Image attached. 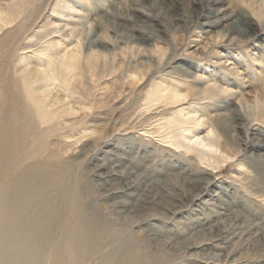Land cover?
<instances>
[{
	"label": "rangeland",
	"instance_id": "374dc122",
	"mask_svg": "<svg viewBox=\"0 0 264 264\" xmlns=\"http://www.w3.org/2000/svg\"><path fill=\"white\" fill-rule=\"evenodd\" d=\"M137 1L0 0V103L13 92L23 105L27 91L51 118L36 120L37 135L25 143L34 155L23 165L51 162L61 194L77 190L118 255L149 252L152 264H205L206 257L208 264H264V0ZM149 4L157 34L121 38L137 31L110 14L124 16L132 7L147 14ZM231 15L242 17L248 32H238ZM38 133L44 141L36 142ZM110 168L116 173L102 189L94 174ZM126 169L129 179L120 174ZM136 174L143 187L160 180L170 204L126 209L118 228L106 204L132 198L99 194ZM205 178L213 184L193 200ZM39 194L53 198L57 191L42 187ZM153 213L161 217L153 221L160 235L154 242L143 223ZM172 235L177 243L168 246Z\"/></svg>",
	"mask_w": 264,
	"mask_h": 264
},
{
	"label": "bare ground",
	"instance_id": "6f19581e",
	"mask_svg": "<svg viewBox=\"0 0 264 264\" xmlns=\"http://www.w3.org/2000/svg\"><path fill=\"white\" fill-rule=\"evenodd\" d=\"M137 2L145 4L142 0ZM214 2L216 3L215 0H212L211 4ZM153 8L152 4H149L148 6L146 5V9L149 11L147 14L136 7L129 8L124 16L119 14H110L112 17L118 18L119 16L123 17L125 21H130L132 25L129 29L137 31V33L132 34H129V32L126 31V34L121 35L120 37L128 41L143 39V36L148 39L152 36V33L157 34L159 30L153 29L150 27L151 25H149V22L153 21L151 18H157V15L153 13ZM134 10L141 11L144 15H146L148 21L137 18L133 14ZM211 11L212 9L208 7L204 10V13H210ZM231 16L234 17L233 25L237 28L238 32H248V29L250 28L249 24L243 21L242 17H237L235 15ZM141 27H145L148 30H140ZM115 33H117V31ZM116 36H118V34H116ZM89 44L94 45L95 41L92 39ZM60 63L62 64V62ZM62 66L63 65H61V67ZM34 72H36V70ZM26 76L21 81L25 88H27L26 85L30 82V77L27 78ZM35 77L33 79L36 80L38 77ZM18 89L19 88H17V90ZM29 93L25 91L22 96L23 105L22 103L19 104L21 102L18 100L21 99L20 93L19 98L17 97V99L15 93L13 92L4 93L5 102L0 103V264H152L151 261L153 255L151 256L149 252L146 253V249L143 250L146 254H137L134 250H132L118 255L115 249H111L109 247L108 240L112 237L110 235L102 234L104 226L100 222L101 219H98L95 214L89 213L90 211L87 212L82 207L78 198L77 190H71L68 197L65 193L61 194L59 190L61 188L60 184L62 183L57 181V175L59 173H57L58 170L54 168L53 170L51 168V162L45 163L42 161L44 162L42 163L41 161H36L30 165H23L25 158L34 155L32 149H30L31 151L28 149L26 150L25 143L31 135H37L36 133L38 132V127L36 125V120H39V124H44L51 119L45 113V110L41 105V101L38 100L39 98L36 99ZM260 106L258 107L260 108ZM261 111L264 113L263 103ZM35 138L36 142H41L44 141L43 139L45 137L39 134V136H36ZM119 157L121 159L124 158L123 156ZM111 160L112 162H116L115 166L122 165V163H119V159ZM110 169V172H98L94 174L98 177L96 181L98 183L97 185L102 189H106L103 185H111L110 182L112 175L116 173V171H113L112 168ZM123 172L125 173L122 174L120 172V174L125 179H129L130 176H132V172L129 169H126ZM143 177L144 176H140V174H136L134 178L129 180V183L124 184L121 188H115V184L114 186L112 185L114 188L104 190L99 194L103 200L111 198L116 192H121L123 195L132 198V201H112L113 203L106 204L108 207V213L111 216V219L114 220L113 223L115 221L117 224L119 223V225H117L118 228L120 223L129 216V214H124L126 209H130L129 212H139L142 209L150 208L152 206L167 209L168 206L166 207V205L170 204L165 200L163 201L166 194H163L162 192L163 190H166L162 185H160V180L155 179V184L157 185L149 183L147 185L145 184L143 187L142 185H144V182L141 180L145 179ZM199 181L205 185H203L199 193H196L193 196V200H199L201 193H205L204 189L207 185L213 184V180H211V178H205ZM42 187H55L57 194H55L53 198L42 196L39 194V190L42 189ZM138 189H141L142 192H136ZM153 190L158 192L160 196L157 197ZM166 193L168 192L166 191ZM173 206L174 205H172V207ZM182 207H184V204ZM182 211H184V209L179 208V210L174 212L171 211V216L163 217L168 220L173 219L175 214ZM142 217L144 216L142 215ZM160 219L161 217L154 213L149 214L148 217L145 218L143 223L146 224V227H148V229L145 230L147 232V239H151L152 241L159 239V233L152 227H155V222ZM217 232L219 231L217 230ZM227 238L229 237H226V239ZM143 239H145V237ZM168 239L169 240L166 244L168 246H173L177 243L175 241L176 237ZM216 240L219 242L225 241L224 235L218 234ZM159 242H161V240ZM161 249L162 248H160V250ZM209 258L213 257H208V260ZM208 263H213V261L211 260V262H207L206 257L205 264Z\"/></svg>",
	"mask_w": 264,
	"mask_h": 264
}]
</instances>
